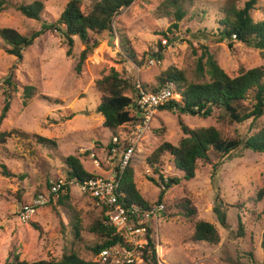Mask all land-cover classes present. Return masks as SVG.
Segmentation results:
<instances>
[{
    "label": "rangeland",
    "instance_id": "1",
    "mask_svg": "<svg viewBox=\"0 0 264 264\" xmlns=\"http://www.w3.org/2000/svg\"><path fill=\"white\" fill-rule=\"evenodd\" d=\"M40 1L44 5L43 19L54 23L70 0H0V30L11 28L20 35L31 36L39 23L25 18L16 9ZM166 0H134L114 18L113 38L104 34L92 37L99 46L84 62L79 74L75 65L82 45L74 38L73 56L66 57L62 36L47 31L38 36L18 59L6 52L7 46L0 39V113L6 94L10 95L9 110L0 123V165L11 174L5 177L0 168V264L17 256L28 263L60 259L69 248L84 260H92L88 247L94 243L90 225L99 218L101 208L93 200L72 187L69 204L60 206L56 197L40 207L34 218L21 224L17 212L40 194H44L51 181L65 176L63 159L78 157L84 170L99 178H108L118 168L119 153L127 145L124 140L129 131L127 124L111 132L103 126V117L96 108L103 98L95 81L114 68L133 84L135 81L153 87L156 77L169 67L184 73L188 81L195 80V59L203 47L213 55L218 66L234 77L238 69L263 67L264 51L253 50L240 43H227L219 39L218 19L228 0H185L186 15L178 29L167 36L161 35L171 23L172 15L162 14ZM247 0H234L242 8ZM89 0H82L84 11ZM264 0H258L251 12L254 21L264 18ZM197 11V16L193 12ZM125 35L137 62L123 60V51L115 46V39ZM119 40V39H118ZM159 43L162 47L159 49ZM158 63L147 67V62ZM9 78L10 85L5 83ZM26 86L35 88V95L23 98ZM48 96L60 103L49 104L41 99ZM249 102H244L245 106ZM181 119L190 129L215 127L226 138L246 137L264 128V114L254 127L250 120L235 124L228 119H218L215 113L201 119L179 113L157 111L151 130L137 148L130 166L134 169V183L144 201L155 206L163 186L158 173L147 164V158L163 142L177 145L182 137L178 124ZM18 132V134L13 133ZM35 137L44 138L55 145L42 144ZM112 137L121 144L114 154ZM160 175L178 179L166 190L161 203L160 218L151 223L150 236L160 253L157 264H264V197L256 202L257 192L264 187V154L251 152L243 147L227 156L211 153V164L199 162L194 177L183 180L168 156L160 158ZM218 165L213 171L212 165ZM163 188V189H162ZM188 202L195 213L186 216L181 206ZM215 206L225 213L220 223ZM74 211V213L72 212ZM77 214L80 220V237L74 241L70 217ZM238 218L243 234L238 235ZM198 221L212 224L219 235V242L211 245L193 239L194 225ZM73 242V243H72ZM162 262V263H161Z\"/></svg>",
    "mask_w": 264,
    "mask_h": 264
},
{
    "label": "trees",
    "instance_id": "2",
    "mask_svg": "<svg viewBox=\"0 0 264 264\" xmlns=\"http://www.w3.org/2000/svg\"><path fill=\"white\" fill-rule=\"evenodd\" d=\"M134 0H89L84 11L81 10L82 0H70L64 6L61 14L54 23H48L43 19L44 5L40 1H34L28 5H19L17 11L25 18L39 23V29L31 36L20 35L11 28L0 30V39L4 46H7L6 52L18 59L22 58V52L29 48L33 41L47 31L59 33L63 38L64 53L66 57L73 56L74 38H78L82 49L78 55L75 65V72L80 73L86 59L93 54L99 46L98 40L92 37H99L104 34L113 38L115 36L113 21L114 18L123 9L128 8ZM258 0H247L242 8L236 6L234 0H228L221 9V17L218 19L220 27L219 39L221 43H227L231 48L232 43H240L250 47L253 50L264 51V18L254 21L251 12L256 9ZM1 5V3H0ZM162 14L172 15L174 22L161 32L164 39L163 43L170 42L168 34L172 30L178 29V23L186 15L185 0H166L162 5ZM264 15V9L261 10ZM193 16H197L194 11ZM234 36V38H233ZM119 47L123 51L121 54L123 60L134 65H141L137 62L134 52L131 49L129 40L125 35L118 36ZM159 43V49L162 47ZM202 53L195 59L194 76L195 80L188 81L182 71L173 67L167 68L156 77V83L153 87L143 85L144 88L154 90L167 81L175 84V96L173 99L159 107L158 111H167L170 113H179L208 119L215 113L218 119H228L230 123L241 124L250 120V126L254 127L257 121L264 114V68L255 67L248 70L238 69V74L234 77L229 76L221 69L213 55L203 47ZM152 58L161 59L159 53L152 54ZM10 85L9 78L5 80ZM95 87L103 95L102 100L96 108V112L103 117V126L113 132L124 124L134 123L133 117L128 106L134 104L136 99V90L134 83L123 77L114 68H110L108 73L101 79L95 81ZM34 87L26 86L23 89V98L30 99L35 95ZM6 99L0 113V123L4 120L9 110L10 95L6 94ZM41 99L49 104L60 103L57 99L48 96H41ZM249 102L245 106L244 102ZM182 137L177 145L163 142L147 158V164L151 169L158 173L159 181L163 186L158 194L157 202L161 203L163 196L169 188L178 182V179L172 178L164 181L160 175V158L168 156L176 172L181 174L183 180H190L194 177L198 163L211 164L210 154L227 156L243 147L251 152L264 154V128L258 132L246 137L244 140L238 138H224L222 134L213 126L190 129L181 119H178ZM18 134V132H13ZM3 141L4 133L0 134ZM39 143L55 145L54 142L35 137ZM65 165V177L75 178L78 183L90 178H96L86 172L78 157L68 156L63 159ZM215 171L218 165H212ZM1 173L5 177L11 176L4 165H0ZM49 187V185H48ZM119 192L122 195V201L127 205H140L148 209L151 205L142 199L134 183V169L128 166L121 175ZM70 191L65 194H58L57 202L60 206H67L69 211L73 208L69 202ZM54 197V196H50ZM264 197V187L256 194V202ZM186 210L185 215L193 216L195 211L190 208L186 201L181 205ZM214 211L219 222L222 224L225 220L224 211L215 206ZM74 213V211H72ZM238 235L243 234L242 224L238 218ZM71 234L76 241L80 237V220L77 214L70 217ZM94 237V243L88 247L92 260H84L78 254L69 248L64 251L59 260H40L32 263L20 261L14 256L11 261L5 264H101L94 261L96 255L105 248L120 244L121 240L114 229L106 225L105 210L101 209V214L88 228ZM193 239L199 242H206L216 245L219 242V235L216 228L209 223L198 221L194 225ZM73 243V242H72ZM143 264H157L154 253V242L148 239L147 244L141 250Z\"/></svg>",
    "mask_w": 264,
    "mask_h": 264
},
{
    "label": "built area",
    "instance_id": "3",
    "mask_svg": "<svg viewBox=\"0 0 264 264\" xmlns=\"http://www.w3.org/2000/svg\"><path fill=\"white\" fill-rule=\"evenodd\" d=\"M115 46L119 48L118 38L115 39ZM158 61V59L148 61L147 67L157 64ZM134 87L136 99L128 108L136 121L127 124L129 131L124 138L127 145L119 153L116 172L108 178L96 176L81 183L75 178L68 179L65 176L53 180L44 194L38 195L31 203L21 206L17 212L18 221L26 224L34 218L37 210L48 202L50 196L57 197L58 194L70 191L72 187L76 188L80 194L90 197L96 206L105 210L106 225L112 227L121 240L120 244L102 249L96 255L94 261L101 264H143L141 250L148 239L152 240L151 223L160 218V213L164 209L162 204H155L148 209L140 205H127L122 201L119 187L122 173L130 166L137 148L151 130L154 115L159 107L174 98L176 86L173 82L167 81L160 87L149 90L144 88L141 82L135 81ZM120 144L118 138L112 137L111 151L114 154L117 153ZM157 248L156 256L159 255Z\"/></svg>",
    "mask_w": 264,
    "mask_h": 264
},
{
    "label": "bare ground",
    "instance_id": "4",
    "mask_svg": "<svg viewBox=\"0 0 264 264\" xmlns=\"http://www.w3.org/2000/svg\"><path fill=\"white\" fill-rule=\"evenodd\" d=\"M159 252V251H158ZM160 253V252H159ZM162 263V262H161Z\"/></svg>",
    "mask_w": 264,
    "mask_h": 264
},
{
    "label": "water",
    "instance_id": "5",
    "mask_svg": "<svg viewBox=\"0 0 264 264\" xmlns=\"http://www.w3.org/2000/svg\"><path fill=\"white\" fill-rule=\"evenodd\" d=\"M263 237H264V234H263Z\"/></svg>",
    "mask_w": 264,
    "mask_h": 264
}]
</instances>
